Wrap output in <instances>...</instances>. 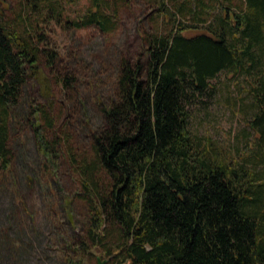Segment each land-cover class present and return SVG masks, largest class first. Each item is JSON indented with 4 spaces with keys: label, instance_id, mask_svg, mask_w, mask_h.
Returning a JSON list of instances; mask_svg holds the SVG:
<instances>
[{
    "label": "trees",
    "instance_id": "obj_1",
    "mask_svg": "<svg viewBox=\"0 0 264 264\" xmlns=\"http://www.w3.org/2000/svg\"><path fill=\"white\" fill-rule=\"evenodd\" d=\"M123 1L88 0L68 19L60 0H18L11 14L0 0V181L13 168L11 122L32 77L44 99L29 110L43 174L75 173L73 197L86 209L81 235L58 229L66 264H83L92 247L108 264H264V0H150L170 26L143 32L140 56L120 59L90 154L80 152L58 126L48 32L109 34ZM221 72L238 92L227 101L245 115V149L189 129ZM71 82L55 77L60 95ZM43 194L52 204L47 183Z\"/></svg>",
    "mask_w": 264,
    "mask_h": 264
},
{
    "label": "rangeland",
    "instance_id": "obj_2",
    "mask_svg": "<svg viewBox=\"0 0 264 264\" xmlns=\"http://www.w3.org/2000/svg\"><path fill=\"white\" fill-rule=\"evenodd\" d=\"M60 1L68 19L78 17L88 5V0ZM2 2L9 6L7 14H11L10 9L20 7L18 0ZM168 4L173 7L170 0ZM169 26L170 22L150 0L121 2L116 29L109 34L92 26L80 29L70 25L50 26L46 46L56 50L58 57L53 72L45 74L55 95L54 105L62 113L58 126L66 124L69 139L78 151L90 154V133L102 125L103 108L115 95L120 59L134 61L140 56L143 32L161 33ZM56 76L70 77L73 81L61 95L55 84ZM212 82L217 91L203 96L192 109L189 129L192 133L210 136L224 146L245 149V115L240 102L232 107L227 101L228 95L238 93L237 89L231 86L227 91L225 72ZM36 103L44 104V99L39 84L31 77L23 85L14 109L15 120L11 122L13 168L0 181V264H66L58 229L69 238L83 231L80 221L86 209L79 198L73 197L78 190L75 173L63 169L53 180L43 174L44 161L29 125L32 118L29 110ZM46 183L52 204L43 194ZM63 196L70 199L68 205ZM90 249L92 253L86 255L83 264H97L100 250Z\"/></svg>",
    "mask_w": 264,
    "mask_h": 264
},
{
    "label": "water",
    "instance_id": "obj_3",
    "mask_svg": "<svg viewBox=\"0 0 264 264\" xmlns=\"http://www.w3.org/2000/svg\"><path fill=\"white\" fill-rule=\"evenodd\" d=\"M105 260H101L100 258H97V264H104Z\"/></svg>",
    "mask_w": 264,
    "mask_h": 264
}]
</instances>
